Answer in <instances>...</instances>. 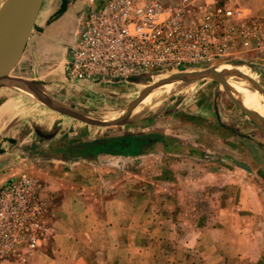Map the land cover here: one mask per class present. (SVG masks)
<instances>
[{
	"label": "rangeland",
	"instance_id": "1",
	"mask_svg": "<svg viewBox=\"0 0 264 264\" xmlns=\"http://www.w3.org/2000/svg\"><path fill=\"white\" fill-rule=\"evenodd\" d=\"M99 1L44 0L40 13L55 5L50 18L73 9L79 19ZM225 2L240 8L247 23L255 22L256 35L223 62L264 92V0ZM41 29L35 26L38 35ZM26 59L12 76L33 78L49 91H69L60 69L42 73L41 64L32 69ZM149 74L155 73L80 89L77 109L100 122L78 118L45 142L43 155L32 149L31 166L16 177L28 173L36 180L48 230L35 248L18 246L1 264H264L263 115L239 106L225 80L211 76L180 81L153 107L134 113L131 105L159 76ZM121 111L124 121L104 120ZM63 132L67 164H57L45 155L52 145L64 144ZM128 135H144L145 141L136 148L131 138L123 147ZM90 139L102 149L92 154L89 146L75 148ZM36 141L41 148L42 140Z\"/></svg>",
	"mask_w": 264,
	"mask_h": 264
},
{
	"label": "built area",
	"instance_id": "2",
	"mask_svg": "<svg viewBox=\"0 0 264 264\" xmlns=\"http://www.w3.org/2000/svg\"><path fill=\"white\" fill-rule=\"evenodd\" d=\"M221 3L100 0L80 18L66 75L116 80L226 61L237 46H249L256 33L255 22L247 23L240 8ZM37 191L36 180L27 173L0 186V264L18 246L35 248L48 230Z\"/></svg>",
	"mask_w": 264,
	"mask_h": 264
},
{
	"label": "crops",
	"instance_id": "3",
	"mask_svg": "<svg viewBox=\"0 0 264 264\" xmlns=\"http://www.w3.org/2000/svg\"><path fill=\"white\" fill-rule=\"evenodd\" d=\"M219 1L226 3V0ZM42 7L43 3L41 5V8ZM54 9L55 5L50 7L45 15H41L39 11L33 30L27 39L25 45L26 52L24 51V53H26L27 58L30 60L34 59V57L40 58L39 63L41 64L40 70L42 73L46 72L49 74L50 72L57 71L56 73L58 74V70L60 69L59 74L63 73L64 75L66 56L68 53L67 43L69 42L65 37L66 30L54 29L60 27V24H56L50 29L44 28V24L49 21L51 11ZM72 10L70 11L69 8L70 12L63 14V17L69 22L70 29L67 28V30L74 29L73 20L76 12L73 13L74 10ZM40 17H42L41 21L38 22ZM38 24L42 28L40 35H38L37 33L39 32L35 30V26ZM31 40L33 44L29 48ZM63 42L65 43L63 44ZM27 51H31V54L28 53L27 55ZM25 73H29L27 68ZM58 76L61 78L60 75ZM61 80L64 81L63 78H61ZM67 83L73 84L70 80L65 82V84ZM68 119L63 113H54L50 111L48 107L40 106L25 93L18 92L13 88L0 87V186L15 178L16 174L23 173L22 171L24 169H29L31 165L27 159L31 157L32 149H36L35 156H41L40 151H42L43 155L45 142L51 139L54 140L64 126L67 128L71 122L73 123V120H77L76 117H71L70 120L72 121H67ZM65 134L66 132H63L62 141L64 144L56 143L52 145L50 154L46 152L45 155L46 157H50V159L53 158L52 160H56L57 164L67 162L65 159L67 158L66 154L69 145H66ZM130 136L132 135L122 138L123 147L125 143H128V141L132 139L134 140L132 141V146L134 145L136 148H139L140 144L145 141L144 135H139L137 137ZM145 136L149 138L150 143H154L153 133L145 134ZM37 138L42 140L40 141V145H42L41 148H35ZM34 140L35 143H33ZM88 146L90 149L89 152L92 153L91 147H97L96 139L86 142V144H77L75 148L82 150L83 148L86 149ZM132 150L137 151V149L133 148ZM75 156L76 154H72V159H74L73 157ZM60 179L64 181L61 174ZM57 181V183L61 182L60 180ZM56 208L59 210V204Z\"/></svg>",
	"mask_w": 264,
	"mask_h": 264
},
{
	"label": "bare ground",
	"instance_id": "4",
	"mask_svg": "<svg viewBox=\"0 0 264 264\" xmlns=\"http://www.w3.org/2000/svg\"><path fill=\"white\" fill-rule=\"evenodd\" d=\"M46 12H44L43 15H45ZM76 15L77 14H75V17H74V20L75 19L76 20H75V27L73 30H67V28L70 29V26H69V22L63 17V14L56 18H49V21H47V23L44 24V28L46 29H50L54 25L60 24V27H56L54 29L66 30L65 37L67 40H69V42L67 43L68 53L66 56L63 79L65 82L67 80H70L73 82V85L71 84L68 85L67 89H69V91L67 93H64V92L60 93L59 91H55L53 89L49 91L47 87L41 86L39 83L35 82L34 81L35 79L33 78L28 79L30 82L27 81V83H24V82L22 83V82L13 80V79L4 78V76L2 75L4 72L8 73L9 76L11 77L21 78V76H12L10 72L14 70V67L20 62V59L22 60L25 57L26 53H24V51L26 52L25 50L26 44L23 47L19 60L15 64H13L12 62L13 61L12 56L8 55L6 52L3 51L4 49L2 50V48H0V87L13 88L18 92L25 93L29 97H31L33 100H35L40 106L48 107L50 111L54 113L60 112V111H61L60 113L63 112V115L67 117V119L74 117V115L72 114L77 113L81 116V119H86V121H88L90 124H92V122L97 124L100 122L99 119L97 118L95 119V116H92L91 118H88V117L85 118L83 117L85 115H82V113L79 112V110L77 109L76 105L79 104L78 102L79 96L76 98V94L77 93L83 94L84 92L83 90H80V89L91 88L88 85H92V84L99 85V84L119 83L122 85V84H126V82H123V81H131V80H137V79H142V78L140 74H134L129 77L119 78L116 80H113L110 78H99V79H93V80L75 79L71 77H70L71 79H69L66 75V68H67V63H68V59L70 56V49L74 47L73 43L80 29L81 16L79 19H77ZM64 43L65 42H63V44ZM30 44H33L32 40L30 41ZM28 53L31 54V51H27V54ZM26 61L29 67L32 69L34 68V64H38V65L40 64L39 57H34V59L32 60L27 58ZM204 69L205 68H200L197 71H203ZM214 69L217 74H219L222 78H224L225 83L227 84L231 92H233L234 96L237 98L239 102L243 103L245 106H247L250 109H253L254 111L258 112L264 117V92L261 89V87L251 79L250 76L236 74L235 73L236 67L233 68L231 65H228V64L226 65L224 64L223 61L219 65H217ZM237 69H239L243 73V70H242L243 68H237ZM187 71H195V70H186V71H180L176 73H182V72H187ZM56 72H53V73H56ZM154 73L155 74H149V76L150 77H153L155 75H159V76L154 77L157 80H152L150 83L151 86L147 88L138 97V99L133 103L135 104L133 108L134 113H138V112L140 113V112L145 111L151 106L153 107V105L157 101H159L162 97H164L165 95H168L169 93H172L176 89L180 81H184L180 79V76H178L179 74L171 73L170 75H168V72L162 73L164 75H168L164 78V77H161L162 74H160L159 72H154ZM244 73L246 74V71H244ZM157 81H158L157 84L152 85V83H156ZM31 82H33L34 84ZM132 83L142 84V82H132ZM52 84L53 83H51L50 85ZM51 87H53V85ZM76 88H78V91L75 90L73 92H70L71 90L76 89ZM115 116L117 117L116 119H114ZM125 118H126L125 114L123 113V111H121L104 120L105 121L112 120L116 122V121H124Z\"/></svg>",
	"mask_w": 264,
	"mask_h": 264
},
{
	"label": "water",
	"instance_id": "5",
	"mask_svg": "<svg viewBox=\"0 0 264 264\" xmlns=\"http://www.w3.org/2000/svg\"><path fill=\"white\" fill-rule=\"evenodd\" d=\"M42 1L43 0H4L0 5V48H2V50L4 49V52L12 56L13 64L19 60L23 47L33 30L35 20L43 3ZM175 74H179L178 76H180V79L182 80H192L211 76L224 84V78L217 74L214 68H208L203 71L182 72ZM2 75L4 78L13 79L18 82H30L27 79L11 77L5 72ZM229 95L235 102L238 103L239 106L242 107V104L239 103L237 98L233 96L231 92ZM134 105L135 104L131 105V108H134ZM72 115L81 119V116L77 113Z\"/></svg>",
	"mask_w": 264,
	"mask_h": 264
},
{
	"label": "trees",
	"instance_id": "6",
	"mask_svg": "<svg viewBox=\"0 0 264 264\" xmlns=\"http://www.w3.org/2000/svg\"><path fill=\"white\" fill-rule=\"evenodd\" d=\"M99 149H102V148H98V147H95V149L93 150V151H91L92 153H94V152H97ZM113 152V151H112Z\"/></svg>",
	"mask_w": 264,
	"mask_h": 264
}]
</instances>
